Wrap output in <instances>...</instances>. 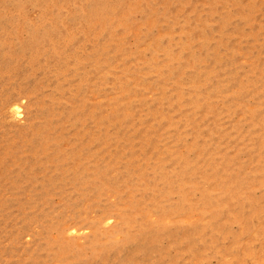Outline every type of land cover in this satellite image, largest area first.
<instances>
[{
  "label": "rangeland",
  "instance_id": "1",
  "mask_svg": "<svg viewBox=\"0 0 264 264\" xmlns=\"http://www.w3.org/2000/svg\"><path fill=\"white\" fill-rule=\"evenodd\" d=\"M0 264H264V0H0Z\"/></svg>",
  "mask_w": 264,
  "mask_h": 264
},
{
  "label": "bare ground",
  "instance_id": "2",
  "mask_svg": "<svg viewBox=\"0 0 264 264\" xmlns=\"http://www.w3.org/2000/svg\"><path fill=\"white\" fill-rule=\"evenodd\" d=\"M16 110V109H15ZM35 161V160H34ZM96 162V161H95ZM37 163V162H36ZM7 167V166H6ZM27 169V168H26ZM24 170V169H23ZM29 170V169H28ZM35 170V169H34ZM21 171V170H20ZM20 171H18V172H20ZM41 171V170H40ZM95 171V170H94ZM8 172H10V171H8ZM53 172V171H52ZM37 173H39V172H37ZM54 173V172H53ZM82 173V172H81ZM47 174V173H46ZM40 175V174H39ZM9 176V175H8ZM21 176H22V174H21ZM50 176V175H49ZM10 177V176H9ZM36 178V177H35ZM73 178V177H72ZM13 179V178H12ZM18 179H20V178H18ZM46 179V178H45ZM5 180V179H4ZM3 180V181H4ZM16 180H17V178H16ZM2 181V182H3ZM14 181H15V179H14ZM18 181V180H17ZM42 181V180H41ZM7 182V181H6ZM25 183H27V182H25ZM3 184H1V186H2ZM9 188V187H8Z\"/></svg>",
  "mask_w": 264,
  "mask_h": 264
}]
</instances>
